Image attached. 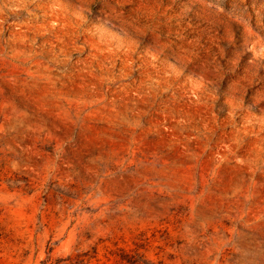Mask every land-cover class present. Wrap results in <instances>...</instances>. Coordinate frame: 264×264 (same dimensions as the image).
Masks as SVG:
<instances>
[{"label": "rangeland", "instance_id": "1", "mask_svg": "<svg viewBox=\"0 0 264 264\" xmlns=\"http://www.w3.org/2000/svg\"><path fill=\"white\" fill-rule=\"evenodd\" d=\"M240 56L181 0H0V264H264V80Z\"/></svg>", "mask_w": 264, "mask_h": 264}, {"label": "clouds", "instance_id": "2", "mask_svg": "<svg viewBox=\"0 0 264 264\" xmlns=\"http://www.w3.org/2000/svg\"><path fill=\"white\" fill-rule=\"evenodd\" d=\"M101 2L103 3L104 0ZM181 7L186 18H195L203 26L212 27L219 32L230 31L234 37L236 51L241 53L238 67L242 65L246 70L255 71L257 82L264 80V63L257 62L253 66L252 57L249 56V52L255 51L257 46L264 49V0H181ZM89 21L94 25L102 24L107 27L118 25L115 15L106 14L103 10L97 13L89 11ZM66 139H69L67 145L69 149L76 147L80 142L79 130L69 131ZM110 166V162L98 166L103 172V177L112 175L107 171ZM103 177L98 176L97 179L100 180ZM50 190L57 196L68 195V192L61 186L52 185ZM221 211L218 209L212 213L206 207H202L200 215L203 218L211 216L218 220L223 218ZM238 239V234H234L232 238L223 237L219 244L213 241L211 246L222 252L224 248L231 247ZM192 251L196 253L199 249Z\"/></svg>", "mask_w": 264, "mask_h": 264}, {"label": "trees", "instance_id": "3", "mask_svg": "<svg viewBox=\"0 0 264 264\" xmlns=\"http://www.w3.org/2000/svg\"><path fill=\"white\" fill-rule=\"evenodd\" d=\"M124 259L125 258H128V257H123ZM129 261L131 262V264H136L133 260L129 259Z\"/></svg>", "mask_w": 264, "mask_h": 264}]
</instances>
